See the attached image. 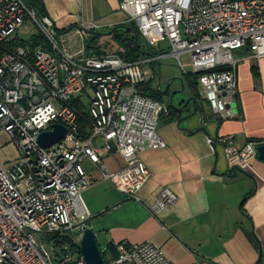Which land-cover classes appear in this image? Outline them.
<instances>
[{"label":"built area","instance_id":"2783aa9c","mask_svg":"<svg viewBox=\"0 0 264 264\" xmlns=\"http://www.w3.org/2000/svg\"><path fill=\"white\" fill-rule=\"evenodd\" d=\"M33 1L0 0V133L18 153L14 164L0 166V264H84L79 242L89 214L82 194L91 182L83 160L97 164L112 146L123 167L117 172L100 167L104 181L155 219L175 205L177 198L166 187L151 204L137 196L151 177L138 154L165 147L157 127L168 107L138 93L155 74L157 55L134 62L114 54L87 56L86 32L98 27L81 21L61 33L31 7ZM118 9L148 46L166 42L183 73L180 57L188 56L192 74L203 73L198 84L212 114L228 117L237 88L234 53L247 48L248 56L264 58V0H119ZM26 20L45 48L32 46L35 37L17 38ZM52 125L66 133L41 148L38 137ZM218 143L241 168L256 156L257 144L238 149L231 137ZM42 238L52 244V254ZM115 250L117 257L105 264H171L148 241L119 243Z\"/></svg>","mask_w":264,"mask_h":264},{"label":"crops","instance_id":"0c3cea01","mask_svg":"<svg viewBox=\"0 0 264 264\" xmlns=\"http://www.w3.org/2000/svg\"><path fill=\"white\" fill-rule=\"evenodd\" d=\"M39 1L58 31L74 29L81 21L107 29L128 23L119 0ZM234 55L239 60L237 88L234 103L226 109L228 117L206 112L199 100L195 114L177 126L192 113L188 103L182 112L173 110L172 116L160 118L157 134L165 147L138 154L151 177L137 196L151 204L166 187L177 198L158 219L102 179L100 167L108 172L123 167L112 146L100 153L97 164L82 161L91 182L82 194L89 214L86 228L105 243L101 251L148 241L171 264H264V164L255 156L241 168L235 157L224 156L218 143L223 137H231L238 149L251 140L264 143V58H252L245 49ZM162 94L169 105V87ZM192 96L187 87L180 101Z\"/></svg>","mask_w":264,"mask_h":264},{"label":"rangeland","instance_id":"374dc122","mask_svg":"<svg viewBox=\"0 0 264 264\" xmlns=\"http://www.w3.org/2000/svg\"><path fill=\"white\" fill-rule=\"evenodd\" d=\"M108 31L109 29L105 27H98L93 32L94 34H98L97 37L100 44L108 43L111 45L108 51H106V54H112L116 51H119V48L114 44L113 40H111ZM117 32L119 35H122L124 33V30L121 28L118 29ZM37 33H38L37 30L32 26V24L26 20L22 28L19 29L17 33V38L20 39L21 41L29 42L33 37L37 36ZM138 42L143 52L148 53L149 51L157 55L156 73L159 76V89L163 91L165 87L169 84V82H171V84L169 85L170 94L173 92L180 91L182 89V91L179 94H175L173 98V103L174 104L178 103L180 99L184 98L187 92V87L185 82H183L181 87V84L178 81V79L180 78L183 79V74H188V75L192 74V69L189 65L188 56L183 55L180 57V62L184 65V73H183L177 64V61L173 57L168 55L169 48L166 42L157 45L155 48L148 46L141 36H138ZM86 43H88L87 38L84 40V45ZM165 52L167 53L164 54ZM159 54H164V57L160 58ZM155 84H156V78H155ZM197 89L199 95L203 98L201 104L203 105L204 110L206 112H209L210 111L209 105L206 102V100H204L205 90L199 84H197ZM99 142L100 141L96 139L94 141V144L101 146ZM17 155H18L17 149L15 148L11 139L5 133H0V166L4 169L8 168L10 165L15 163L17 159ZM96 241L100 250L105 247V243L101 238L99 237L96 238ZM39 242L44 246V248L50 254H52L51 253L52 244L48 240L42 238ZM55 251L58 254L61 253L60 249H56Z\"/></svg>","mask_w":264,"mask_h":264},{"label":"trees","instance_id":"16d2710c","mask_svg":"<svg viewBox=\"0 0 264 264\" xmlns=\"http://www.w3.org/2000/svg\"><path fill=\"white\" fill-rule=\"evenodd\" d=\"M31 7L38 14L45 15L43 11V7L39 0H34L31 4ZM121 28L124 30V33L122 35H119L117 30ZM67 31L68 30H62L59 32L65 33ZM108 34L111 40H113L114 44L119 48V51H116L112 54L118 56L125 62H134L139 59L145 58L147 56H151V57L156 56V54L153 52H149V51L148 53L143 52L138 42L139 34L134 28L133 24L131 23H127L126 25L109 29ZM97 36H98L97 34L93 33V35L90 34V36L87 37L88 43L84 45V51L87 56L100 57V56L108 55L106 54V51H108L111 45L108 43L100 44ZM32 46H35V47L39 46L41 48H45L46 44L41 38L35 37V39L33 40ZM245 50L248 51L247 48H245ZM166 53L167 52H165L164 54ZM156 63L154 64L155 66H156ZM215 71H220V70H213V72ZM154 75L149 77V79L144 84L138 87V93L154 101L164 104L163 94L161 92H158L155 86L153 85V83L155 82ZM201 75H203V73H197V74H191V75L183 74V81L186 82L188 89H190L191 92L193 93V97L195 101H199L198 93H197V84H198V79ZM166 106L168 107V116H172L174 113L173 110L169 107L168 104ZM81 128L82 129L84 128V124L81 125ZM86 135L88 134L83 133L82 137L84 138L86 137ZM250 142H253L254 144H257V145L263 144L259 140H251ZM52 238L53 237L49 239H52ZM62 242L64 243V241L56 242V245H60ZM102 256L104 258L105 263H108L109 261L114 260L117 257L115 246H112V245L107 246L106 249L102 251Z\"/></svg>","mask_w":264,"mask_h":264},{"label":"water","instance_id":"95a60500","mask_svg":"<svg viewBox=\"0 0 264 264\" xmlns=\"http://www.w3.org/2000/svg\"><path fill=\"white\" fill-rule=\"evenodd\" d=\"M234 1V0H232ZM87 34H93L91 31L86 32ZM98 35V34H97ZM108 35V34H107ZM153 69L155 71V77L156 78V84L155 88L158 92L159 91V76L156 73V66L153 65ZM178 81L181 84L182 87V80L178 79ZM168 87L167 85L164 89V92L161 93H167L168 92ZM182 91L173 92L169 94V107L177 112H182L184 110V107L188 104L191 103L192 105V113L190 115H187L186 117L180 119L177 122V126L184 121L185 119L191 117V115L195 114V99L194 97L187 98L184 101H180L177 106L173 105V98L175 94H179ZM198 99L200 102H202L203 98L198 94ZM199 131L204 132L203 129H200ZM66 133V130L64 127L60 125H52L51 126V131L48 132H43L39 135L38 137V144L41 148H49L50 146L54 145L58 141H60ZM189 133V132H188ZM211 147L214 148L213 144H211ZM256 151V159L264 164V143L263 144H258L255 148ZM79 254L82 257L84 264H105L104 258L102 256V251L100 250L96 238L94 236V233L92 232L91 229L86 228L83 231L82 237L79 242ZM261 255V253H260Z\"/></svg>","mask_w":264,"mask_h":264}]
</instances>
